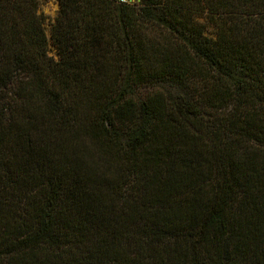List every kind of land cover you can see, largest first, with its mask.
Listing matches in <instances>:
<instances>
[{"label":"trees","instance_id":"obj_1","mask_svg":"<svg viewBox=\"0 0 264 264\" xmlns=\"http://www.w3.org/2000/svg\"><path fill=\"white\" fill-rule=\"evenodd\" d=\"M39 3L0 0V264H264V0H58L56 59Z\"/></svg>","mask_w":264,"mask_h":264},{"label":"rangeland","instance_id":"obj_2","mask_svg":"<svg viewBox=\"0 0 264 264\" xmlns=\"http://www.w3.org/2000/svg\"><path fill=\"white\" fill-rule=\"evenodd\" d=\"M128 2H139V0H127ZM59 9L58 0H40L38 6V13L41 14L43 18L45 28H46V35L48 39V53L54 59L57 58V50L56 47L53 45L50 39V28L51 24L54 22ZM140 94H142L143 88L138 90Z\"/></svg>","mask_w":264,"mask_h":264}]
</instances>
